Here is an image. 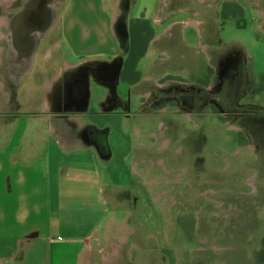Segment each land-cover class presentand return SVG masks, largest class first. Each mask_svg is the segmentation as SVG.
<instances>
[{
  "label": "crops",
  "instance_id": "crops-1",
  "mask_svg": "<svg viewBox=\"0 0 264 264\" xmlns=\"http://www.w3.org/2000/svg\"><path fill=\"white\" fill-rule=\"evenodd\" d=\"M161 2L59 0L57 15L36 32L38 45L17 62L10 21L0 16V264L80 263L88 239L118 199L113 183H126L110 180L113 132H162L167 126L175 134L190 132L196 153L203 150L201 132H253L257 142L264 137L252 81L256 71L264 83V42L247 29L246 7L233 3L221 14L166 18ZM119 8L127 10L120 21ZM227 21L238 23L235 37L223 35ZM134 25L136 34L152 33L138 61L140 77L130 83L122 71ZM256 27L264 32V22ZM27 37L23 32L20 39ZM102 104L114 107L95 108ZM261 142L258 149L244 145L254 158H238L227 170L237 184L255 170L251 179L264 185ZM140 143L138 154L132 158L127 149L124 160L147 158V146L135 145ZM224 170L214 161L196 173L217 171L224 179Z\"/></svg>",
  "mask_w": 264,
  "mask_h": 264
},
{
  "label": "rangeland",
  "instance_id": "rangeland-1",
  "mask_svg": "<svg viewBox=\"0 0 264 264\" xmlns=\"http://www.w3.org/2000/svg\"><path fill=\"white\" fill-rule=\"evenodd\" d=\"M16 1L0 0V16H6ZM233 3L246 7L247 29L255 36L260 35L264 42V32L256 27L264 22V0H162L160 9L163 11L161 15L166 18H202L221 14L223 8L235 7L230 6ZM60 5L58 3L56 14ZM119 9L120 21L127 15V10ZM237 25L227 21L223 35L235 37L236 29L232 28ZM118 26L116 31L124 44L126 37L122 38L121 24ZM254 27L256 30H253ZM262 59L260 56L257 58L259 71ZM261 71V74L264 73V69ZM260 77L255 71L252 81L258 87L254 89V94L260 100L256 101L259 103L256 108L264 113V83L262 77V82L259 81ZM251 97L252 94L243 98L242 104L249 103ZM113 107L105 104L95 106L97 110ZM143 133L146 132H113L117 138L114 137L113 146L110 145L112 152L108 155L110 180L121 177L126 183H113L118 187V199L111 203L109 219L101 223L99 230L88 239V246L80 254L82 258L78 264H106L105 256L109 253L114 255L111 259L121 256V260L113 264H259L254 258L258 259L264 239V185L258 183L256 177L251 179L256 174L255 170L250 172L243 184L234 182L233 175L227 170L236 164L238 158H254L253 149L247 146L256 144L258 149L264 137L258 135L260 142H257L253 132H240L237 136L230 131L224 134L201 132L204 134L202 148L209 152V160L203 150L193 152L190 132L175 134L168 132L166 126L162 132H156L165 138L163 146L166 147L157 149L147 146L145 157L150 161L143 163L137 158L139 162L131 163L124 160L127 149L132 158L138 154L141 146L135 145V142L145 139ZM169 138L171 144L167 146ZM180 144L185 148L182 156L173 157L174 146ZM215 151L222 154V159L215 158ZM214 161L222 162L226 168L224 183L217 178L215 171L205 177L208 184L201 185V178L196 175L198 167L211 165ZM145 165L147 167L143 169ZM185 165L189 166L188 170ZM186 171L194 175L196 184L194 181L191 185V180H185ZM193 210L196 217L190 213ZM114 244H121L115 252ZM262 250L264 258V246Z\"/></svg>",
  "mask_w": 264,
  "mask_h": 264
},
{
  "label": "flooded vegetation",
  "instance_id": "flooded-vegetation-1",
  "mask_svg": "<svg viewBox=\"0 0 264 264\" xmlns=\"http://www.w3.org/2000/svg\"><path fill=\"white\" fill-rule=\"evenodd\" d=\"M59 3V0H17L16 5L11 6L10 11H8L6 17L10 21L9 29L12 31V34L10 37H12V41L17 46V55L15 57V61L17 62L18 59H22L25 55H28L32 49L38 45L40 40V35H37V31H42L43 28L49 23L57 14V4ZM15 8V9H14ZM20 9V10H19ZM19 10V11H17ZM23 32H27L28 37L25 42H22L20 37H22ZM144 140H142L143 146H152L153 148L162 149L163 142L165 141V138L163 136H158L156 132H146L143 133ZM156 137V140L154 139ZM167 138V137H166ZM167 146L168 144H171L170 138L167 140ZM179 141V140H178ZM149 142H153V144L150 145ZM141 145V143H140ZM184 146L182 144L175 145L172 151L173 157L176 156H182ZM218 153V152H216ZM218 157L221 158V153L218 154ZM141 162L146 163L147 161H150L146 159H140ZM221 165V162H219ZM187 170H188V165ZM147 166H143L142 168L145 169ZM186 177L185 180L189 181L191 180V185L195 181L194 175H190L188 171L185 172ZM218 174L222 175V170L218 172ZM177 175V174H176ZM197 177L201 178V185L202 184H208V179L203 176V174H197ZM196 177V176H195ZM219 179V178H218ZM222 183H224V180L222 177ZM197 181L194 183L196 184ZM190 189V188H189ZM191 215L196 217L194 215V210ZM264 246V239L262 240V248ZM262 248L259 251L258 259L257 257L254 258V261L259 262V264H264V258L261 252L263 251Z\"/></svg>",
  "mask_w": 264,
  "mask_h": 264
},
{
  "label": "trees",
  "instance_id": "trees-1",
  "mask_svg": "<svg viewBox=\"0 0 264 264\" xmlns=\"http://www.w3.org/2000/svg\"><path fill=\"white\" fill-rule=\"evenodd\" d=\"M134 27L135 25L130 33V54L122 71V78L130 83H135L140 77V72L137 71L138 61L144 55L147 39L152 33L148 31L145 35H139L136 34Z\"/></svg>",
  "mask_w": 264,
  "mask_h": 264
},
{
  "label": "bare ground",
  "instance_id": "bare-ground-1",
  "mask_svg": "<svg viewBox=\"0 0 264 264\" xmlns=\"http://www.w3.org/2000/svg\"><path fill=\"white\" fill-rule=\"evenodd\" d=\"M114 245H116V244H114ZM119 246H121V244H118V245H116L114 247V252L117 251L118 249H120ZM113 256H114L113 253H109L107 255V257L105 256V259L107 261L106 264H113L115 261L121 260V256L120 255L116 256L115 259H111Z\"/></svg>",
  "mask_w": 264,
  "mask_h": 264
}]
</instances>
